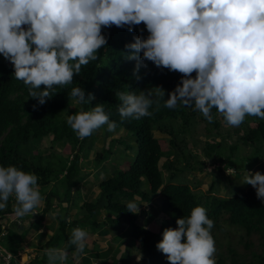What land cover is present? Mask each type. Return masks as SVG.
I'll use <instances>...</instances> for the list:
<instances>
[{
  "label": "trees",
  "instance_id": "trees-1",
  "mask_svg": "<svg viewBox=\"0 0 264 264\" xmlns=\"http://www.w3.org/2000/svg\"><path fill=\"white\" fill-rule=\"evenodd\" d=\"M102 34L107 37V49L99 51V59L82 66L81 73L74 75L72 84L54 86V95L43 105L29 97L28 86L14 77L13 65L0 54V166H16L37 175L44 204V208L40 205L35 209L36 216L30 220L29 229L25 232L24 227L16 226L15 223L6 226L7 214L14 212L15 206L11 209V204L15 205L14 197H10L5 210H0V249L11 256L8 264H16L14 257L23 250L22 244L28 230L37 231L41 227L52 231V234L47 241L42 242L40 254L32 264H48L45 250L61 245L63 246L60 248L66 249V255L70 259L68 264H73L72 253L75 252V246L69 244V238L72 230L77 227L88 232L84 254L81 256L92 250L97 240L104 242L121 233L126 236H122V241L130 239L139 246H134V250L138 249L142 255L140 264H169L166 256L157 250L156 244L162 240L165 228L175 229L176 220L189 217L196 206H203L208 217L214 221L211 230L214 239L217 233L226 230L221 225L226 223L228 227L241 233L245 250L252 246L249 238L253 235L258 236L264 247V202L257 198L256 190L251 185L247 188L230 186L225 190L232 196H219L217 193L220 181L229 180L227 170L244 171L264 161V119L247 116L245 122L253 123L252 125H242L239 134L233 136L227 133L219 141L213 137L202 141L182 137L181 143L176 141L177 129L178 134L185 135L190 133L193 126L200 125L203 135H220L218 131L224 121L223 117L213 108L214 121L209 123L194 106L178 105L175 109H168L163 106L162 100L158 111L155 106L150 109L152 116L122 120L118 112L121 102L116 96L117 92L139 94L160 86L165 89L167 99L168 93L180 83L182 74L157 68L151 61H145L147 68L141 67L138 73L140 79H136L133 74L136 61L126 58L130 51L126 45L134 43L137 36L147 38L149 33L143 23L133 26L132 31H128L127 27L118 28L113 25L102 28ZM195 75L192 74L193 78ZM43 87L42 85L41 88ZM73 87L83 88L86 98L88 93H92L94 99L89 104L70 101ZM98 104H103L105 112L117 127L114 132H109L107 125L101 127L103 145L94 158L90 159V142L99 129L78 142V136L67 124V116L81 110L90 111ZM156 132L169 135L171 149L166 152L161 150L158 139L154 136ZM46 138L53 145L68 143L74 153L71 160L69 156L52 151L50 157L53 158L34 156L32 153L38 147L37 143ZM230 139H237L243 145L253 148L255 157L249 162L246 161L249 158L239 162L234 156L239 147L228 144ZM188 140L192 141L194 150H201L204 160L187 149L185 142ZM114 146L123 149V163L111 160L116 155L112 149ZM80 155L82 162L78 160ZM164 157L167 159L162 162ZM169 157L173 160H168ZM84 161L91 163L93 170H98L105 163L109 177L100 183L98 192L90 196L85 194V200L74 216L70 217L75 204L73 191L76 190L79 195L80 185L90 175L89 172H82ZM206 163L223 166L217 167L216 172H209L210 175L214 174L207 192H194L193 189L198 184L190 185L185 182L182 173L204 172ZM125 164H128V168L123 170L121 167ZM166 170L167 174H164ZM48 185L52 186L47 191ZM130 201L140 204L138 214L127 211L126 205ZM146 207H152L162 215L158 233L147 229V225L155 218ZM98 210L104 212L101 221L93 219ZM53 213H59L54 222L43 223L46 215L52 217ZM142 217L146 218L144 222L140 220ZM53 224H56L55 229ZM125 243L128 244V249L133 246V243ZM100 250H103L102 246ZM130 253L131 251L125 250L123 255L114 258L109 264L127 262ZM227 254L230 256V264H264V250L261 253L251 252L246 257V253L243 256L228 244ZM94 257L96 261L101 255ZM106 261L107 259L100 263L105 264ZM216 264H227V259L219 254Z\"/></svg>",
  "mask_w": 264,
  "mask_h": 264
},
{
  "label": "clouds",
  "instance_id": "clouds-1",
  "mask_svg": "<svg viewBox=\"0 0 264 264\" xmlns=\"http://www.w3.org/2000/svg\"><path fill=\"white\" fill-rule=\"evenodd\" d=\"M142 23L147 38L137 36L126 45V58L136 61V79L140 68H147L145 61L182 77L167 99L160 86L139 94L117 92L122 120L150 117V109L158 111L162 100L168 109L194 106L209 123L215 108L230 127H239L247 116L264 119V0H0V54L13 65L14 77L28 86L29 97L43 105L54 86L72 84L82 66L107 49L102 28L132 31ZM70 96L76 104L94 99L80 87H73ZM67 124L80 139L105 125L109 132L117 127L103 104L68 115ZM38 179L16 166H0V210L14 197L15 217L34 214L43 201ZM243 183L264 201V174L246 172ZM138 205L128 202L127 211L138 214ZM176 225L165 228L156 244L169 264H216L214 221L203 206ZM87 240L86 230H72L69 244L75 246L77 264ZM45 252L48 264H66V249Z\"/></svg>",
  "mask_w": 264,
  "mask_h": 264
},
{
  "label": "rangeland",
  "instance_id": "rangeland-1",
  "mask_svg": "<svg viewBox=\"0 0 264 264\" xmlns=\"http://www.w3.org/2000/svg\"><path fill=\"white\" fill-rule=\"evenodd\" d=\"M253 123H246L245 121L239 126V127H230L228 126L225 121H223L220 125V135H216L215 133H212L210 135H203V128L198 126H193L190 129V133H187L185 135H180L178 134V129L176 131V141L178 143H181L180 141L182 140V137H186L188 139L190 138H197V141H202V140H209L210 138H215L218 141L221 140V136H225L228 134L235 136L236 134H239L241 128L243 127L242 125H252ZM245 126V127H246ZM102 132L103 129L100 128L98 132L92 136L91 142L89 149L92 150V154L90 159L94 158L96 153L98 152L97 150L102 147L103 145V138H102ZM119 136V135H118ZM116 136V137H118ZM155 138L158 139V143L161 147V150L166 152L169 149H171V146L169 145V135L168 134H159V132L155 133ZM81 139L78 138V142ZM237 139H230V142L228 144H236L239 148L237 151L234 153V156L238 159L240 162L241 160L245 161L246 159L249 158V160H246L247 162L250 161L253 157H255V152H253V148L250 146H245L240 141H236ZM129 141H132L129 139ZM37 143V142H36ZM187 145V149L191 150L193 153H196L199 155V158L201 160H204L202 157V154H200L201 150L197 149L194 150V147L192 146V141L188 140L185 142ZM38 147L36 146V149L33 151V155L40 157V158H53L50 157V152L52 153H57L61 155H66L71 158V156L74 154L72 152L71 147L69 146L68 143H65L62 146L58 145H53L50 143V141L46 138L42 142L37 143ZM53 145V147H52ZM114 152L116 153L115 156L111 158V160L115 162H124V157L121 156L123 149H118L117 147H113ZM167 158L164 157V160L162 159V162H164ZM79 162H82V156L80 155V158L78 159ZM168 160H173L172 157H169ZM83 167L82 172H89L90 175L87 177V179L80 185L79 195L76 194V190L73 191V196L75 199V204L72 207V211L70 212V217L74 216L76 210L78 207L82 204V202L85 200L87 194L90 196L94 192L99 191V186L100 183L103 182L107 177H109V173L107 172L106 169V164L102 165L98 170H93L92 164L91 163H86L85 161L82 163ZM184 163L181 164L183 166ZM222 165H211L206 163L205 166V171L204 172H198V171H192L188 173V171L183 172L184 176V181L189 182L190 185L192 184H198L196 188L193 189L194 192L198 193H203L207 192L208 188L210 186V183L212 181V175L209 174L210 171L216 172L217 167H222ZM123 170L128 168V164H125L124 166L121 167ZM250 173H255L259 171L261 174H264V161L259 163L258 165L252 167V168H247L244 171L240 170H227L226 175L229 176L228 181H220V186L217 190V193L219 196H225L229 197L232 196V194H228L227 190H225L226 187L230 186H241L244 188H247L249 184H245L244 182V177L246 175V172ZM164 174H167L166 172H163ZM52 185H48L46 190L48 191L51 188ZM262 201V200H261ZM43 202V201H42ZM264 202V201H262ZM14 203L11 204V209L14 207ZM55 206V205H54ZM41 208H44V204H41ZM146 210H149V213L154 216L155 219H153L148 225L147 229L153 233H158L160 230V222L162 219V215L154 208L152 207H146ZM37 210H35V213ZM35 213H29L28 215L22 217V218H17L14 215V212L11 214H7V223L6 226L8 227L9 224L15 223L16 226L19 227H24L23 232L27 231L28 225L30 223V220H33L35 218ZM104 218V212L103 210H98L96 214L93 216L94 220L101 221ZM142 222L146 220L145 217H142L140 219ZM48 221H53L54 219L50 215H46V218L43 223H47ZM226 230L220 233H217L216 238L214 239L216 242V254H215V259H217V256L219 254L223 255L227 259V264H230V256L227 254V249H228V244H230L231 248H234L239 254L245 255L246 257H249L251 252L255 253H261L264 250V247L261 246L260 240L258 239V236L253 235L252 237L249 238V241L252 243V246L250 247L249 250H245L244 248V240L241 238V233L238 232L237 230L233 229L232 227H228L226 223L221 224ZM56 224H53V228L55 229ZM30 231V232H29ZM52 234V231L46 230L44 228H40L37 231H34L33 229L28 230V235L24 238L23 240V250L19 251L17 255L14 257L16 264H32L31 262L34 261L35 258H37L40 254V245H42L44 241H47ZM120 236H113L111 239H107L104 242H101L100 240H97V243L93 245L92 250H88L85 255L81 256L79 258L78 264H101L100 262L104 261L107 259L105 264H109L114 258H118L121 255H123L125 250L131 251L129 257L126 259L127 262L123 264H140V258H141V253L137 250H134V246L139 247L135 241H132L130 239L128 240H123L122 241V236L126 237L124 234H119ZM98 237V236H96ZM95 237V239H96ZM41 241V242H40ZM125 242H130L133 243L131 248L128 249L127 245ZM61 245L60 247H62ZM101 246L103 247V250L101 249ZM59 247V248H60ZM99 247V248H98ZM99 249V250H98ZM98 254L101 255L98 259L95 257ZM74 255V253H72ZM89 255H92L93 257H90ZM0 264H8L9 263V256L3 253V251L0 249ZM7 258V259H6ZM69 258L67 257L66 264L69 263ZM77 264V261L74 259V263Z\"/></svg>",
  "mask_w": 264,
  "mask_h": 264
},
{
  "label": "bare ground",
  "instance_id": "bare-ground-1",
  "mask_svg": "<svg viewBox=\"0 0 264 264\" xmlns=\"http://www.w3.org/2000/svg\"><path fill=\"white\" fill-rule=\"evenodd\" d=\"M11 257V256H10ZM7 259V258H6Z\"/></svg>",
  "mask_w": 264,
  "mask_h": 264
}]
</instances>
